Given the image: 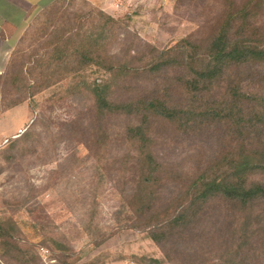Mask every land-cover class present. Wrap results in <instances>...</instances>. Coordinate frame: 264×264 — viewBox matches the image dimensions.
I'll list each match as a JSON object with an SVG mask.
<instances>
[{
	"label": "trees",
	"instance_id": "1",
	"mask_svg": "<svg viewBox=\"0 0 264 264\" xmlns=\"http://www.w3.org/2000/svg\"><path fill=\"white\" fill-rule=\"evenodd\" d=\"M219 1V16L206 34L201 28L166 48L146 46L136 53L128 49L114 57L108 48L118 40L121 20L85 0L81 4L86 10L74 13L64 8L74 0H55L33 18L0 75V81L22 94L0 113L72 78L79 79L80 92L91 98L95 128L109 118L126 120L124 140L129 149H136L120 163L126 173L121 179L129 186L122 211L132 207L135 218L117 230L144 231L162 247L176 236L183 240L181 232L200 220L212 203L233 215V240L222 253L211 258L198 253L179 264H253L264 258V241L259 246L254 241L264 236V85L252 88L238 77L249 67L264 68V26L255 23L264 0ZM22 50L25 55L13 71L15 55ZM89 67L108 78L102 83L82 81L79 73ZM118 89L125 90L121 98L115 96ZM157 122L184 135L223 126L229 140L196 175L177 173L153 152ZM91 134L96 168L102 169L103 153L96 152L104 151L107 139L99 141L101 131ZM171 183L176 194L161 200ZM15 232L12 219L0 221V264H32L37 258L33 245L24 248ZM41 244L62 264L72 258L70 246L51 231ZM167 251L170 258L172 251Z\"/></svg>",
	"mask_w": 264,
	"mask_h": 264
},
{
	"label": "rangeland",
	"instance_id": "2",
	"mask_svg": "<svg viewBox=\"0 0 264 264\" xmlns=\"http://www.w3.org/2000/svg\"><path fill=\"white\" fill-rule=\"evenodd\" d=\"M85 1L121 20L118 40L108 48L114 57L128 49L135 53L145 50L146 46L163 49L201 28L206 34L220 9L219 0ZM82 2L74 0L70 7L65 2L64 8L71 13L86 10ZM255 23L264 26V5ZM23 55V50L15 55L13 71ZM261 67H249L238 77L252 88L262 86ZM78 77L87 83H102L108 74L89 67ZM78 80L59 81L18 107L0 113V221L12 219L19 244L24 248L33 245L37 258L32 264H62L53 251L41 244L49 231L73 251L67 264H156L153 260L158 264H179L193 260L198 253L209 258L222 253L233 240V215L216 203L181 232L183 240L176 236L162 247L144 231L117 230L118 225L135 218L132 207L122 211L126 202L123 195L129 186L121 179L126 173L121 172L120 163L126 153L132 154L136 148L129 149V142L124 140L126 120L109 118L95 128L91 98L80 92ZM19 92L3 79L0 81V112L5 104L21 97ZM124 95V89L115 91L118 98ZM156 124L153 152L177 173L196 175L197 169L212 161L229 140L228 129L223 126L184 135L167 124ZM96 131H101L99 141L107 139L104 151L96 152L103 153L102 169L96 168L99 165L91 148V133ZM176 192V185L168 184L161 200H169ZM110 233L112 236L104 239ZM259 235L254 240L257 246L264 241V236ZM167 250L172 251L170 258ZM12 264L19 263L15 260ZM253 264H264V258L259 257Z\"/></svg>",
	"mask_w": 264,
	"mask_h": 264
},
{
	"label": "crops",
	"instance_id": "3",
	"mask_svg": "<svg viewBox=\"0 0 264 264\" xmlns=\"http://www.w3.org/2000/svg\"><path fill=\"white\" fill-rule=\"evenodd\" d=\"M54 1L0 0V75L5 71L12 51L29 29L33 18Z\"/></svg>",
	"mask_w": 264,
	"mask_h": 264
},
{
	"label": "built area",
	"instance_id": "4",
	"mask_svg": "<svg viewBox=\"0 0 264 264\" xmlns=\"http://www.w3.org/2000/svg\"><path fill=\"white\" fill-rule=\"evenodd\" d=\"M22 132H23L22 130H19V131H18V134H21Z\"/></svg>",
	"mask_w": 264,
	"mask_h": 264
}]
</instances>
